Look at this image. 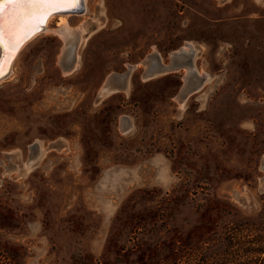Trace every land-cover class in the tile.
<instances>
[{
	"label": "rangeland",
	"instance_id": "obj_1",
	"mask_svg": "<svg viewBox=\"0 0 264 264\" xmlns=\"http://www.w3.org/2000/svg\"><path fill=\"white\" fill-rule=\"evenodd\" d=\"M86 3L73 72L45 30L0 82V262L228 264L264 220V0ZM181 47L208 76L184 105L186 68L146 61Z\"/></svg>",
	"mask_w": 264,
	"mask_h": 264
},
{
	"label": "bare ground",
	"instance_id": "obj_2",
	"mask_svg": "<svg viewBox=\"0 0 264 264\" xmlns=\"http://www.w3.org/2000/svg\"><path fill=\"white\" fill-rule=\"evenodd\" d=\"M85 1H87V0H84V6H83L84 8H83V10L81 12H83V11H85L87 9V3L85 5ZM76 13H79V12H76ZM70 14H74V13L66 12V13H60L58 15H52V17H50L51 20H53L55 17L58 16L59 21H60L59 26L56 29H53V28L49 27L48 24H47V27L44 29V31L45 30H47V31H49V30L56 31L57 33H59L62 36V38L64 40V44L65 45L63 47V51L61 53L59 62L64 67V73L65 74L73 72L78 67V65L80 63V56H81V54L79 52V47H80L81 43L86 39L85 31L87 30V27H85L84 25H83V27L80 26V27H77V28H74V27L72 28L71 27L72 25H70L69 19L67 18L68 15H70ZM50 18H49V20H50ZM96 22L97 21H95V23ZM86 26H88V24ZM89 29H91V28H89ZM40 33L35 34L30 40L27 41V43L29 41H31L33 38H35L36 36H38ZM193 45L195 46L194 43L191 44L189 42L184 47L189 48V49L191 48V49L195 50L196 48ZM179 49H176L178 51L174 50L172 52L174 54V56H173V62L170 63V64H163V63L161 64V60L162 59L161 60L158 59L157 56H155V57L151 56L149 58V60H146V61H147V64H149V68H150V66L155 62V60H157L159 62V65H158L159 69L157 70L158 72H167V71L175 70L176 67H178L180 64L182 65V67L186 68L185 82H184V86H183L182 92H181L182 99L180 100L182 102V105H184V103L187 100V98L191 94H193L194 92H197V90H199L202 87V85L205 82V80H208V76H207V73H201L199 71L200 72L199 75L203 79H202V82H200L199 84H195L194 80H193L195 78L194 77L195 74L193 73V70L194 71H197V70H196V67H195V64H194V60H193V58H191V56L188 57V58H187V56L182 57L183 55L189 54L188 53L189 51L186 50L185 48H182V47L179 48ZM190 53L193 54V52H190ZM178 58H180L181 60H179ZM157 71H155V72H157ZM147 72H148V70H147ZM154 73H152V74H154ZM120 74L122 75V78H125L126 81H129L128 80L129 75H130L129 73L124 72V73H120ZM120 74L119 73H114V75L112 74L113 76H111V78L108 79L107 83L105 82L106 85L110 84L115 79L119 80ZM196 74H198V72ZM2 80H3V77L0 78V82ZM126 85H127V82H126ZM181 102H180V104H181ZM30 167H32V163L31 162L27 164L26 169H29Z\"/></svg>",
	"mask_w": 264,
	"mask_h": 264
},
{
	"label": "snow or ice",
	"instance_id": "obj_3",
	"mask_svg": "<svg viewBox=\"0 0 264 264\" xmlns=\"http://www.w3.org/2000/svg\"><path fill=\"white\" fill-rule=\"evenodd\" d=\"M80 0H0V48L5 47L4 37L15 38V46L11 52L18 50L21 40L35 34H21L18 28L21 24L35 21L37 25L46 22V17L61 11L66 7L79 6ZM11 56V53H10ZM14 58V56H11ZM5 61L0 60V75L4 74Z\"/></svg>",
	"mask_w": 264,
	"mask_h": 264
},
{
	"label": "trees",
	"instance_id": "obj_4",
	"mask_svg": "<svg viewBox=\"0 0 264 264\" xmlns=\"http://www.w3.org/2000/svg\"><path fill=\"white\" fill-rule=\"evenodd\" d=\"M260 225H264V220L257 217L252 222L234 224L225 231L221 238L227 243L228 264H264V229Z\"/></svg>",
	"mask_w": 264,
	"mask_h": 264
},
{
	"label": "water",
	"instance_id": "obj_5",
	"mask_svg": "<svg viewBox=\"0 0 264 264\" xmlns=\"http://www.w3.org/2000/svg\"><path fill=\"white\" fill-rule=\"evenodd\" d=\"M83 6H84V0H80L79 6L74 7V8L73 7H66L63 10L55 12L52 15H56V14H60V13H66V12H72V13L81 12L84 8ZM52 15L46 17V22L43 24L37 25V23L35 21H29V22H26L25 24H21L18 28V31L23 35V34H30L34 30L35 34H38L42 31H44V29L47 26L48 20ZM34 35H31L30 38H27L25 40H21L20 46H19L18 50H16L15 52H11V49L15 46V43H16L15 38H12L10 40L9 37L7 35H5V37H4L5 47L0 48V60L5 61V63H4V74L0 75V78H2V77L4 78L10 73L17 54L19 53L21 48H23V46L27 43V41L30 40ZM10 53H11V56H14V58H11ZM177 68L181 69L183 67L180 64L178 67H176V69Z\"/></svg>",
	"mask_w": 264,
	"mask_h": 264
},
{
	"label": "flooded vegetation",
	"instance_id": "obj_6",
	"mask_svg": "<svg viewBox=\"0 0 264 264\" xmlns=\"http://www.w3.org/2000/svg\"><path fill=\"white\" fill-rule=\"evenodd\" d=\"M154 60V59H153ZM158 63V64H157ZM159 62L157 60H155V62L150 66L149 68V72H147L148 74H152L155 71H157L159 69ZM154 69V70H153ZM151 71V72H150ZM175 71V70H174Z\"/></svg>",
	"mask_w": 264,
	"mask_h": 264
},
{
	"label": "crops",
	"instance_id": "obj_7",
	"mask_svg": "<svg viewBox=\"0 0 264 264\" xmlns=\"http://www.w3.org/2000/svg\"><path fill=\"white\" fill-rule=\"evenodd\" d=\"M163 64H165V63H163ZM200 74V72H198V75Z\"/></svg>",
	"mask_w": 264,
	"mask_h": 264
}]
</instances>
